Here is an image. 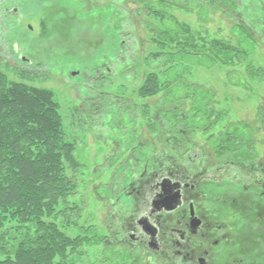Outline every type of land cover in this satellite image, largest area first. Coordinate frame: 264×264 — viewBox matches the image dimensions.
<instances>
[{
	"label": "rangeland",
	"instance_id": "obj_1",
	"mask_svg": "<svg viewBox=\"0 0 264 264\" xmlns=\"http://www.w3.org/2000/svg\"><path fill=\"white\" fill-rule=\"evenodd\" d=\"M263 2L244 0L242 10L231 14L216 5L163 8L157 0L151 6L139 0H0L1 71L17 82L26 71L24 84L55 94L75 146L79 165L68 172L77 187L44 218L84 239L76 252L68 251L70 264H147L139 249L115 239L110 203L122 201L130 210L127 190H138L153 170L161 173V165L198 170V176L210 167L223 190L227 174L241 173L236 164L264 162ZM165 33L180 35L182 44L166 42ZM190 35L194 46L185 45ZM214 41L222 43L220 51L212 48ZM166 101L178 105L187 122L203 111L201 124L209 127L184 133L188 144L176 143L159 111ZM129 134L134 138L123 139ZM137 144L147 150L144 163ZM205 193L200 203L208 224L223 225L228 242L252 248L264 227L249 224L250 206L232 208L233 216L225 196ZM13 220L10 226L19 224ZM234 248L231 260L243 258L241 247Z\"/></svg>",
	"mask_w": 264,
	"mask_h": 264
},
{
	"label": "trees",
	"instance_id": "obj_2",
	"mask_svg": "<svg viewBox=\"0 0 264 264\" xmlns=\"http://www.w3.org/2000/svg\"><path fill=\"white\" fill-rule=\"evenodd\" d=\"M139 2L151 6L154 0ZM157 2L163 8L175 7L186 11L216 5L218 9L231 14L238 13L244 6V0ZM149 11L151 15L156 13L152 8ZM140 13L142 14H137ZM163 14L164 11L159 12V16L165 17ZM241 28L250 34L248 28L242 25ZM174 36L165 33V41L171 45L182 44L181 41L178 42L180 35ZM193 39L194 36L190 35L185 45L194 46ZM221 44L214 41L212 48L221 50ZM3 65L1 60L0 68ZM18 75L21 82L10 80L0 69V264H70L68 251L71 254L76 252L83 245L84 239L69 237L54 222H47L44 218L48 212L51 213L59 207L66 196L77 187L68 172L79 165L75 158V146L68 139L67 130L63 127V117L55 94L45 88L24 84L23 79L29 78L30 73L20 71ZM153 87H157V79L150 83L151 93L157 91ZM160 89L162 88L158 87ZM170 103L166 101L165 106L159 105V111L166 130L170 132V136L176 138V143L182 141L188 144L184 133L209 127L207 125L204 128L205 123L201 124L200 115L202 116L203 111L196 110L194 117L187 122L185 112H180L178 105ZM209 114L205 112L206 117ZM125 138L134 137L129 134L123 137ZM137 151V158L144 163L147 150L137 144ZM154 155L156 158L160 156ZM244 156L249 158L246 153ZM165 168V165L159 167L160 171ZM174 169V166L167 168L169 173ZM153 171L156 173L158 170ZM14 218L19 220V224L10 226L8 221L13 222Z\"/></svg>",
	"mask_w": 264,
	"mask_h": 264
},
{
	"label": "flooded vegetation",
	"instance_id": "obj_3",
	"mask_svg": "<svg viewBox=\"0 0 264 264\" xmlns=\"http://www.w3.org/2000/svg\"><path fill=\"white\" fill-rule=\"evenodd\" d=\"M247 161L236 164L242 170L240 174H227L228 189L223 190L221 177L214 178L210 167L204 170L207 175L202 172V176L197 175L198 170H178L177 166L170 173L166 168L156 172L152 179L142 181L135 192L134 188L127 190L125 196L133 203L130 210L122 207V201H111L115 239L139 249L147 264H264V244L256 246L258 241H264V233L254 235L258 240L252 248L246 243L234 245L233 239L226 240L223 225L215 229L208 224L206 207L200 203L208 190L221 193L230 214L235 213L233 209L239 204L246 203L253 210H249L248 223L264 227V162L250 165ZM208 183L215 186L205 187ZM167 199L173 203L172 210L168 209ZM229 226L228 230H233L234 226ZM236 246L241 247L239 254L243 258L231 260L237 256L232 249Z\"/></svg>",
	"mask_w": 264,
	"mask_h": 264
},
{
	"label": "water",
	"instance_id": "obj_4",
	"mask_svg": "<svg viewBox=\"0 0 264 264\" xmlns=\"http://www.w3.org/2000/svg\"><path fill=\"white\" fill-rule=\"evenodd\" d=\"M154 203L159 204L156 201H154ZM167 204L169 205L168 209H172L173 208V205H172L173 203H172V201H169V199H167Z\"/></svg>",
	"mask_w": 264,
	"mask_h": 264
}]
</instances>
